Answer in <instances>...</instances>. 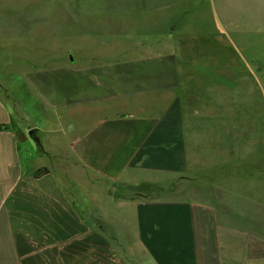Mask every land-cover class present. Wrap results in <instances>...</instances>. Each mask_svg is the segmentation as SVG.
Segmentation results:
<instances>
[{"label": "crops", "instance_id": "crops-1", "mask_svg": "<svg viewBox=\"0 0 264 264\" xmlns=\"http://www.w3.org/2000/svg\"><path fill=\"white\" fill-rule=\"evenodd\" d=\"M65 4V51L16 57L28 95L0 80V264H264V133L243 119L260 77L234 1Z\"/></svg>", "mask_w": 264, "mask_h": 264}, {"label": "rangeland", "instance_id": "rangeland-1", "mask_svg": "<svg viewBox=\"0 0 264 264\" xmlns=\"http://www.w3.org/2000/svg\"><path fill=\"white\" fill-rule=\"evenodd\" d=\"M233 1V12L239 14V17L234 22L232 38L235 44L233 42L232 44L235 45L234 48L241 50L240 54L249 60L260 77L259 92L256 91V87L254 88L259 94L251 93L252 107L255 105V108L243 119L244 123L248 122L250 127L254 128V131L259 129L264 133V0ZM72 23L69 6L65 4V0H0V80L6 77V83L11 84L13 94L28 95L29 91L28 82L25 83V92L23 82L19 84L16 79L14 64L19 60L16 57L24 55L27 61L38 60L44 66L50 57L49 49L57 48L59 53L65 51L67 40L72 38L68 29ZM23 69L20 71L31 70ZM252 71L247 75L254 76ZM31 92H36L41 100L38 109L31 113L41 122L40 117L45 114L48 106L44 102L46 97L42 91L34 87L31 88ZM35 109L36 107L32 108ZM31 119L34 120L32 117ZM18 124L20 125L15 124V129L20 134L21 125ZM23 133L25 135H21L24 137L22 147L26 149L25 140H28L29 144L34 143L29 133Z\"/></svg>", "mask_w": 264, "mask_h": 264}]
</instances>
